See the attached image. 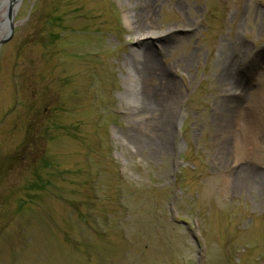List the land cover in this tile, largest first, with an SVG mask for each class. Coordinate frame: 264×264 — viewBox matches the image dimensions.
Segmentation results:
<instances>
[{"label": "rangeland", "instance_id": "rangeland-1", "mask_svg": "<svg viewBox=\"0 0 264 264\" xmlns=\"http://www.w3.org/2000/svg\"><path fill=\"white\" fill-rule=\"evenodd\" d=\"M13 21L0 264H264V0H20ZM143 56L177 87L163 140Z\"/></svg>", "mask_w": 264, "mask_h": 264}, {"label": "bare ground", "instance_id": "bare-ground-1", "mask_svg": "<svg viewBox=\"0 0 264 264\" xmlns=\"http://www.w3.org/2000/svg\"><path fill=\"white\" fill-rule=\"evenodd\" d=\"M5 11H6V1L1 0L0 2V22L1 23L4 20ZM156 35L157 33L147 31L144 37H155ZM150 60H151V57H148V56L142 57V66L146 68V74H145L146 81L143 83L142 87L140 88V93L142 96L144 112L152 116L151 117L153 119L152 123H154L156 127V129L154 130L155 132L154 135L155 137L161 139L164 136V133L166 130V122L168 121V118L170 116L169 109L166 107V103L170 101L171 99L176 98L177 87H176V84L170 80L161 82V80H159L158 77L155 76L151 72L152 68L151 70L149 69L150 66L152 65V63H150L151 62ZM147 69H149L150 71ZM250 94L252 98L254 99L258 98L255 93L251 92ZM244 129L245 128H243L242 132H244V135L246 137L249 138L253 136L254 131L252 130L250 126H249L250 133H248ZM154 135L153 136L150 135V137H147V138L139 137L140 139L138 141L144 145L148 144L149 140L151 141ZM243 176L244 175L240 174L238 178L243 177Z\"/></svg>", "mask_w": 264, "mask_h": 264}, {"label": "water", "instance_id": "water-1", "mask_svg": "<svg viewBox=\"0 0 264 264\" xmlns=\"http://www.w3.org/2000/svg\"><path fill=\"white\" fill-rule=\"evenodd\" d=\"M6 11L4 20L0 22V44L5 43L12 35L14 24V14L19 5L20 0H5ZM2 35V36H1Z\"/></svg>", "mask_w": 264, "mask_h": 264}]
</instances>
